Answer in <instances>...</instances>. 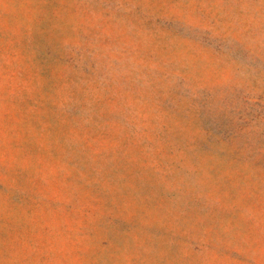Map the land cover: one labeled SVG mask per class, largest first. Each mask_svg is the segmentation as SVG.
<instances>
[{
	"label": "rangeland",
	"instance_id": "rangeland-1",
	"mask_svg": "<svg viewBox=\"0 0 264 264\" xmlns=\"http://www.w3.org/2000/svg\"><path fill=\"white\" fill-rule=\"evenodd\" d=\"M0 264H264V0H0Z\"/></svg>",
	"mask_w": 264,
	"mask_h": 264
}]
</instances>
